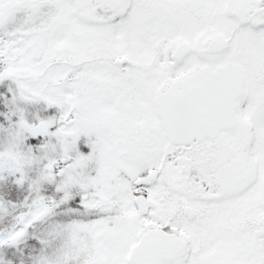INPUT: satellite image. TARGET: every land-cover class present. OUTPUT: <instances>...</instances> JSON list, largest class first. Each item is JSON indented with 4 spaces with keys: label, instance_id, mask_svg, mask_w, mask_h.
Listing matches in <instances>:
<instances>
[{
    "label": "snow or ice",
    "instance_id": "snow-or-ice-1",
    "mask_svg": "<svg viewBox=\"0 0 264 264\" xmlns=\"http://www.w3.org/2000/svg\"><path fill=\"white\" fill-rule=\"evenodd\" d=\"M0 264H264V0H0Z\"/></svg>",
    "mask_w": 264,
    "mask_h": 264
}]
</instances>
